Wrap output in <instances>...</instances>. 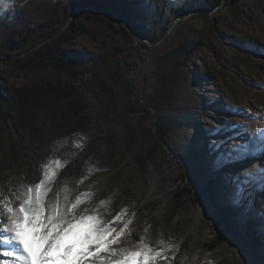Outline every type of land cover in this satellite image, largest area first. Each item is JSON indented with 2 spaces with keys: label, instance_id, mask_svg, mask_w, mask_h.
Returning <instances> with one entry per match:
<instances>
[{
  "label": "rangeland",
  "instance_id": "374dc122",
  "mask_svg": "<svg viewBox=\"0 0 264 264\" xmlns=\"http://www.w3.org/2000/svg\"><path fill=\"white\" fill-rule=\"evenodd\" d=\"M110 1L73 0L54 28L0 48V218L48 163L49 196L66 186L78 214L131 221L113 247L264 264V0ZM53 45L62 60H42Z\"/></svg>",
  "mask_w": 264,
  "mask_h": 264
},
{
  "label": "snow or ice",
  "instance_id": "6c2138e0",
  "mask_svg": "<svg viewBox=\"0 0 264 264\" xmlns=\"http://www.w3.org/2000/svg\"><path fill=\"white\" fill-rule=\"evenodd\" d=\"M9 6L0 0V10ZM258 135L264 138V130ZM41 168L39 182L21 184L17 189L18 207L3 202L8 219L3 222L0 218V264H155L154 250L140 242L131 248L113 247L131 221L117 230L119 217L105 221L98 214H78L81 196L71 201L66 186L49 196L55 171L48 163ZM260 176L264 180V170ZM105 203L101 201V205Z\"/></svg>",
  "mask_w": 264,
  "mask_h": 264
},
{
  "label": "trees",
  "instance_id": "16d2710c",
  "mask_svg": "<svg viewBox=\"0 0 264 264\" xmlns=\"http://www.w3.org/2000/svg\"><path fill=\"white\" fill-rule=\"evenodd\" d=\"M120 0H111L110 8L115 7ZM124 1V0H121ZM73 0H13V11L9 23L0 21V48L14 46L16 39L22 38L28 41L31 31L28 26L34 24L40 29L54 28V21L60 15L70 12ZM92 7L101 8L99 1L90 2ZM19 46H22L21 43ZM42 60H62V53L57 45L48 47ZM40 97L39 94L24 93L18 96L19 104L23 111H27ZM156 132L159 136L165 134V128L161 123H156ZM210 186V185H209ZM224 222V220H222ZM225 238L224 232L218 229L215 233L213 244L218 245Z\"/></svg>",
  "mask_w": 264,
  "mask_h": 264
},
{
  "label": "bare ground",
  "instance_id": "6f19581e",
  "mask_svg": "<svg viewBox=\"0 0 264 264\" xmlns=\"http://www.w3.org/2000/svg\"><path fill=\"white\" fill-rule=\"evenodd\" d=\"M225 172H227V171L225 170ZM165 264H169V263L167 262V263H165Z\"/></svg>",
  "mask_w": 264,
  "mask_h": 264
}]
</instances>
